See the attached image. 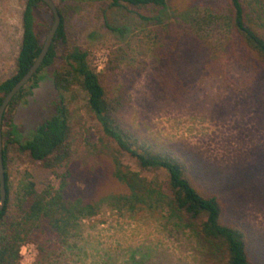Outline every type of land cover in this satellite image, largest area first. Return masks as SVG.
<instances>
[{
  "label": "rangeland",
  "instance_id": "rangeland-1",
  "mask_svg": "<svg viewBox=\"0 0 264 264\" xmlns=\"http://www.w3.org/2000/svg\"><path fill=\"white\" fill-rule=\"evenodd\" d=\"M54 1L59 5V0ZM26 2L0 0V83L15 72ZM212 2L221 5L219 0H181L172 6L181 11ZM76 4L75 14L67 19V45L89 53L92 68L103 75L110 92L125 93L127 105L121 114L125 124L170 148L188 164L199 191L217 198L221 224L244 232L250 262L264 264V91L254 85L257 74L251 63L244 65L241 58L245 56L235 48L233 58L218 48L217 61L206 53L205 70H200V75L192 72L194 80L184 83L185 79L178 77L180 53L171 49L192 36L172 12L166 20L168 28L160 29L143 27L130 9L103 12V0H77ZM40 17L52 26L48 11ZM49 31L42 32L43 43ZM65 48L60 45L58 52L64 54ZM62 65L58 58L55 68ZM109 67L117 69L112 72ZM52 87L46 79L30 97L29 105L21 104L16 123L20 129L26 130L37 113L51 109L56 99ZM67 109L71 126L83 141L73 159L81 168L95 169L100 164L93 148L99 144V129L87 109L86 95L76 90L75 98L67 101ZM9 158L13 202L22 190L21 183L40 169L27 155L20 157L15 148ZM121 162L147 182L165 179L163 172L142 170L130 156H123ZM49 181L56 188L60 186L55 176ZM101 184L103 195L126 192L118 181L103 179ZM82 230L78 248L63 254L60 264H212L209 252L194 234L168 212L157 209L131 214L107 206L84 221ZM39 262L38 246L24 243L18 264Z\"/></svg>",
  "mask_w": 264,
  "mask_h": 264
},
{
  "label": "trees",
  "instance_id": "trees-1",
  "mask_svg": "<svg viewBox=\"0 0 264 264\" xmlns=\"http://www.w3.org/2000/svg\"><path fill=\"white\" fill-rule=\"evenodd\" d=\"M59 1L57 8L62 22L53 44L38 72L13 98L3 117L7 203L0 212V264H18L20 248L28 241L38 246V264H60L63 254L78 248L83 239L84 221L94 218L107 206L131 214L141 213L145 208L168 212L194 234L209 252L212 264H252L245 233L221 224L217 198L199 191L190 177L188 164L173 150L141 136L122 120L127 105L125 93L110 92L103 75L92 68L89 53L67 45V19L75 14L77 0ZM103 1V12L130 9L143 27L168 28L166 20L172 12L171 16L192 36L171 49L180 53L178 77L185 79L184 83L194 80L192 72L199 74L205 70L206 53L214 55L212 61H217V49L221 48L230 58L235 51H241L245 56L241 62L244 65L250 62L256 71L254 85L264 91V0H219L221 5L212 2L181 11L172 6L181 0ZM44 11L54 21L53 12L43 0H27L15 72L0 83V106L43 49L42 32L52 27L41 19ZM60 45L66 47L64 54L58 52ZM58 58L63 60V65L55 68ZM116 69L109 67L112 72ZM183 70L188 73L184 75ZM46 79L52 83L56 99L49 111L37 113L31 118V125L22 130L16 124L19 108L21 104L29 105L30 97ZM76 90L86 95L87 109L98 123L99 144L93 148L100 164L95 169L81 168L73 159L83 143L71 126L67 109V101L69 97L75 98ZM14 148L20 157L27 155L40 173L21 183L22 190L12 202L8 164L9 152ZM123 156L135 159L142 170L165 173L164 181L147 182L131 173L121 162ZM50 176L60 179L58 188L50 183ZM103 179L118 181L126 192L100 194Z\"/></svg>",
  "mask_w": 264,
  "mask_h": 264
},
{
  "label": "water",
  "instance_id": "water-1",
  "mask_svg": "<svg viewBox=\"0 0 264 264\" xmlns=\"http://www.w3.org/2000/svg\"><path fill=\"white\" fill-rule=\"evenodd\" d=\"M43 1L49 6L54 15V21L49 33L47 34L43 49L28 73L12 88V90L8 93L2 105L0 106V212L5 209L7 203V184L3 154V117L8 105L13 100V98L31 81V79L42 66L62 22L55 1Z\"/></svg>",
  "mask_w": 264,
  "mask_h": 264
}]
</instances>
